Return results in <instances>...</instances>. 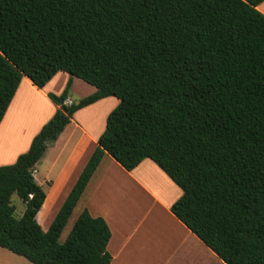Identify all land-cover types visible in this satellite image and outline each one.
Returning <instances> with one entry per match:
<instances>
[{"label": "trees", "instance_id": "trees-1", "mask_svg": "<svg viewBox=\"0 0 264 264\" xmlns=\"http://www.w3.org/2000/svg\"><path fill=\"white\" fill-rule=\"evenodd\" d=\"M264 0H0V123L24 76L70 77L29 149L0 165V247L34 264H111L112 231L84 209L105 154L153 160L181 189L173 214L227 264H264ZM96 90L71 98L73 78ZM119 99L47 230L34 176L74 114ZM25 203L16 214L12 196Z\"/></svg>", "mask_w": 264, "mask_h": 264}, {"label": "crops", "instance_id": "crops-1", "mask_svg": "<svg viewBox=\"0 0 264 264\" xmlns=\"http://www.w3.org/2000/svg\"><path fill=\"white\" fill-rule=\"evenodd\" d=\"M257 8L264 13V1ZM69 77V73L59 71L43 88L35 86L27 76L22 78L0 123V165L14 163L29 149L34 136L57 109L48 93L61 94ZM81 80L73 78L70 100L80 98L78 87L86 89L82 97L96 90ZM106 98L78 110L37 164L34 176L38 181V173L43 168V182L47 184L45 189L38 181L47 195L37 215L45 230L96 148L107 116L118 102L103 109L106 115L101 121L83 120L79 114L91 110ZM181 195L182 189L153 160L144 159L129 171L111 155L105 154L72 215L80 207L75 212L77 218L84 209L93 216L105 217L112 231L107 245L113 256L111 264H227L173 214L171 206ZM42 210L45 215L40 220ZM5 249L0 247V264H9L13 260L15 264H28L12 259Z\"/></svg>", "mask_w": 264, "mask_h": 264}, {"label": "rangeland", "instance_id": "rangeland-1", "mask_svg": "<svg viewBox=\"0 0 264 264\" xmlns=\"http://www.w3.org/2000/svg\"><path fill=\"white\" fill-rule=\"evenodd\" d=\"M86 85H89V84H86ZM85 92H86L85 88L78 87V94L77 95L80 96V98H82L81 95H83V93L85 94ZM116 102H119L118 98H116L114 96H109V97H107L105 99L104 102H101L100 104L95 105L91 110H88L87 112H83V113L79 114V118L83 119V120L89 119L90 122L93 121V120L95 122H96V120L97 121H101V119L105 118V115H106L104 113V111L106 109L112 107ZM103 109H105V110H103ZM41 169H43V168H41ZM41 169H40V172L38 173V176H39L38 177V181H40L42 183L43 187L46 189L47 188V184H44V182H43L44 176H45V171L41 170ZM12 201L16 205V214H17V216H21L23 214L24 210H25V203L21 200V198L17 194H14L12 196ZM58 201H59V198L56 200V202L54 204V208L56 207ZM80 203H81L80 204V206H81L83 204V201L80 202ZM79 210H80V207L75 212H77ZM75 212L72 215L70 221L67 223L65 229L63 230V233H62V235L60 237V241L61 242H63L66 239L69 231L71 230V228L73 226L74 219L77 218L76 217L77 215L75 214ZM44 215H45V213L42 210L39 219L43 220ZM5 251L7 253H9L11 255V257H13L12 259H16L17 261H19V260L20 261H26L28 264H34V263L28 261L26 258H24V257H22V256H20L18 254H15V253H13L12 251H10L8 249H5ZM15 262L16 261L13 260V262H11L9 264H15Z\"/></svg>", "mask_w": 264, "mask_h": 264}, {"label": "built area", "instance_id": "built-area-1", "mask_svg": "<svg viewBox=\"0 0 264 264\" xmlns=\"http://www.w3.org/2000/svg\"><path fill=\"white\" fill-rule=\"evenodd\" d=\"M71 101H72V100L69 99L67 102H68V103H71Z\"/></svg>", "mask_w": 264, "mask_h": 264}, {"label": "bare ground", "instance_id": "bare-ground-1", "mask_svg": "<svg viewBox=\"0 0 264 264\" xmlns=\"http://www.w3.org/2000/svg\"><path fill=\"white\" fill-rule=\"evenodd\" d=\"M7 140V139H6ZM6 140L5 141H3L4 143H6ZM10 142V141H9Z\"/></svg>", "mask_w": 264, "mask_h": 264}]
</instances>
